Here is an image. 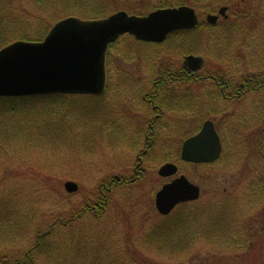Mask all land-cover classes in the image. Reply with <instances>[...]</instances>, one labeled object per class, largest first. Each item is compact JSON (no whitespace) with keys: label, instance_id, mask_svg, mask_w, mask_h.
Here are the masks:
<instances>
[{"label":"rangeland","instance_id":"1","mask_svg":"<svg viewBox=\"0 0 264 264\" xmlns=\"http://www.w3.org/2000/svg\"><path fill=\"white\" fill-rule=\"evenodd\" d=\"M46 1L0 0L5 47L23 35L44 34L46 24L36 27L42 17L52 24L50 29L68 17L88 19V12L66 8L64 0ZM255 2L256 21L238 22V48L229 47L224 62L217 51L216 27L201 26L183 38L187 40L155 46L125 37L109 51L108 89L102 96L63 98L0 120V255L21 258L43 236L48 250L35 254L36 264H264V186L259 187L264 181V90L254 95L263 99L255 103L253 126L241 133L239 147L228 121L231 131L219 162H182V144L200 129L206 114L189 117L184 129L158 133L153 153L144 158L143 177L115 187L102 217L90 214L66 226L60 222L97 199L101 183L133 174L150 112L140 98L150 88L145 84L160 71L180 69L189 45L195 43V55L205 60L204 76L219 70L226 77L264 72V24L259 22L264 4ZM175 3L195 8L201 22L206 12L222 5L221 0H92L89 10L103 4L111 11L107 16L118 11L147 15ZM224 109L232 111L226 105ZM167 118L170 125L179 119ZM167 163L179 169L173 178L158 174ZM181 176L201 189L200 199L185 208L195 219L190 227L195 236L180 251L159 250L158 243L148 241L150 229L163 222L155 196ZM69 181L79 186L77 193H67ZM182 210L176 209L174 217ZM220 213L228 217V227L212 220Z\"/></svg>","mask_w":264,"mask_h":264},{"label":"water","instance_id":"2","mask_svg":"<svg viewBox=\"0 0 264 264\" xmlns=\"http://www.w3.org/2000/svg\"><path fill=\"white\" fill-rule=\"evenodd\" d=\"M217 20L215 15L207 17L212 25ZM198 25L195 9L188 6L161 9L147 16L120 11L100 20L66 18L42 41H16L0 50V97L100 96L107 86V52L121 36L129 34L139 41L162 43L170 34ZM184 66L199 71L204 59L187 56ZM222 150L214 123L207 121L198 134L183 143L181 159L193 164H212L220 159ZM178 171L177 165L167 163L158 174L172 178ZM120 180L115 177V181ZM64 187L69 194L79 191V186L71 181ZM200 197L201 189L181 176L157 193L156 209L160 215L168 216L178 205L198 201Z\"/></svg>","mask_w":264,"mask_h":264},{"label":"flooded vegetation","instance_id":"3","mask_svg":"<svg viewBox=\"0 0 264 264\" xmlns=\"http://www.w3.org/2000/svg\"><path fill=\"white\" fill-rule=\"evenodd\" d=\"M256 0H221V6L218 11H211L205 13V20L200 21V26L203 27H216L220 40L217 46L218 53H220V59L224 58V53L229 51V47L238 48L235 44V37H237V32L240 31L239 21L243 22L246 19L250 22L256 21L255 2ZM264 0H259V5H263ZM175 7H164L156 8L151 11L155 12L161 9H168ZM223 11V13H221ZM127 12V11H126ZM128 14H131L127 12ZM148 13L147 15H149ZM139 15V14H135ZM143 15V16H147ZM209 15L218 16L216 24L212 25L207 22V17ZM142 16V15H140ZM199 20L200 16L198 14ZM259 21L264 24V18ZM258 21V20H257ZM235 23V24H234ZM193 30H182L170 34L167 39L162 43L153 42H143L137 41L134 37L130 35H124L116 42V44L123 38L129 37L135 40V42L145 43V45H160L168 41H179L187 40L183 39L190 35ZM188 33V34H184ZM177 34V35H176ZM178 36V37H177ZM190 40V39H189ZM195 42V41H192ZM178 43V42H177ZM179 42V44H181ZM189 43V42H187ZM113 44V47L116 45ZM112 47V48H113ZM161 47V46H160ZM189 47H191L189 45ZM172 49H178V47H171ZM180 52V50H178ZM107 54V62H108ZM194 55L195 54H189ZM184 55V60L186 56ZM228 55V54H227ZM223 56V58H222ZM229 56V55H228ZM184 60L182 67L175 69H165L157 73L156 77L151 78L146 86L150 87L147 91L142 92L141 99L145 107L148 109L149 116L145 122L143 128V136L141 142L143 143V150L137 156V167L133 174L128 178H121L120 181H115V177L111 181L100 185L104 191L100 189L103 193L102 201L91 202L92 205L87 204L94 213L97 209L103 205H106L109 200V196L112 190L124 184H134L138 182L143 177V161L144 158L153 153V149L156 146V137L158 133L162 130L175 131L184 129L182 124L189 117L200 118L201 114H206V119L202 123V126L195 134H198L205 122L212 121L214 123L215 129L218 132L221 142L223 145V150L227 141L226 133L233 130L234 145L239 147L240 145V135L242 132L250 130L253 126V115H254V105L256 102H261L263 98L256 99L254 96L256 92L264 90V72L258 74L248 73L246 76L238 77V73H232L230 77H226L227 73L219 70V72H213L209 78L201 74L203 68L199 71H192L184 66ZM106 62V66H107ZM221 62H224L221 60ZM178 74L176 77H165L164 74ZM108 89V80L107 88ZM248 99H252L249 104L245 105ZM264 100V99H263ZM225 105L231 108V112L225 110ZM226 112H223V111ZM178 117L179 119H174L172 124H168L167 117ZM211 117H213L211 119ZM221 117L220 119H218ZM223 119L222 121H220ZM233 126L230 127V124ZM220 122V124L218 123ZM170 125V126H169ZM229 127L231 129H229ZM231 136V139L232 137ZM190 136L189 138H191ZM188 138V139H189ZM264 186V181L260 180L259 187ZM101 188V187H99ZM251 197H256L257 191L250 193ZM240 208V207H239Z\"/></svg>","mask_w":264,"mask_h":264},{"label":"trees","instance_id":"4","mask_svg":"<svg viewBox=\"0 0 264 264\" xmlns=\"http://www.w3.org/2000/svg\"><path fill=\"white\" fill-rule=\"evenodd\" d=\"M36 1L39 2L40 5H42V3H47L46 0H36ZM64 1L66 3L65 5L66 8H68L71 5L74 8L80 7L84 12H88L89 13L88 19H91V20L105 18L107 17L109 12H111L109 8L104 6L103 4L96 5V7L89 10V5L92 2V0H64ZM195 2L201 3L202 0H195ZM176 6H178V3L171 4V5H161V6H158L157 8L176 7ZM40 20H41V23H39L36 27L38 28L43 23L44 25L46 24L47 27H45L43 30L44 34L33 32L32 34H29V35H23V37L21 38L23 41L39 42V41H42L46 37V35L50 31V27L52 24H49V22H47V17L46 18L42 17ZM1 25L2 24L0 21V49L5 47L6 43L4 40L7 38L6 33H4V31L1 28ZM200 28L201 26L191 31L189 34L197 33ZM184 34H188V33H184ZM195 46H196L195 43H193V46H191L190 49L185 54L186 55L195 54L194 53ZM163 76L176 77L178 76V74L175 73V75H172V74L167 73V74H164ZM210 76L212 75L210 74L205 75V77L207 78H209ZM213 76H216V75H213ZM72 97H76V96L48 95V96H31V97H17V98L16 97H0V120H4L7 116H13L16 113L21 114V113H18L19 111H26L27 113H30L31 111L30 109H34L41 105L44 106L45 103H48V102L58 103L59 100H62L63 98H72ZM24 113L25 112H23L22 114ZM105 183L107 182H103L101 183V185ZM100 187L101 188H99L98 197L95 201L97 200L102 201L103 199V193L100 192V189L104 191L103 190L104 187L102 186ZM110 199H111V196H109L108 203L103 206L100 205L96 213H94L89 207H87V204H86L84 206V209H82L81 211H75L71 220L68 221L66 219H60V222L63 226H66L69 223L75 220H80L84 216L86 215L89 216L90 214H92L96 218H100L104 215L105 211L107 210L109 203H110ZM88 204L92 205L91 202ZM187 206H188L187 204H184L178 207L177 209H180V210L183 209V210L179 213V215H175V217H174L175 211L167 217H162L163 222L159 224L158 226H153L150 229L148 241L152 243H155V242L158 243L160 245L159 250L169 249L171 252H174L176 250L177 251L182 250L184 248V245L188 244L186 241L193 239L195 236V233L192 232L191 228L196 222L194 218L190 219L189 217L190 213L185 209ZM223 210L224 208L221 210V212ZM224 213L222 214L220 213L221 214L219 215L220 217L218 216V218L220 219L214 218L212 220L216 222H224L225 227H228L230 223L226 222V220H228V217H226ZM224 225L219 226V230ZM216 229L217 228H214L213 230L216 231ZM41 239H43V236ZM41 239L40 237H38L35 245L30 250L26 251L23 257L21 258L14 257L13 255L11 256H5V255L1 256L0 255V264H36L35 254L36 253L44 254L45 251L48 250L45 241Z\"/></svg>","mask_w":264,"mask_h":264}]
</instances>
